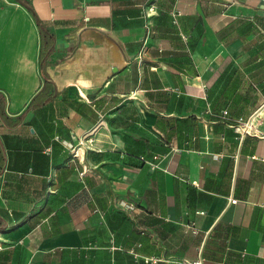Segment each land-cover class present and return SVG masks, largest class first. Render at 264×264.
Returning <instances> with one entry per match:
<instances>
[{"label": "crops", "instance_id": "1", "mask_svg": "<svg viewBox=\"0 0 264 264\" xmlns=\"http://www.w3.org/2000/svg\"><path fill=\"white\" fill-rule=\"evenodd\" d=\"M20 1L0 264H264V0Z\"/></svg>", "mask_w": 264, "mask_h": 264}, {"label": "built area", "instance_id": "2", "mask_svg": "<svg viewBox=\"0 0 264 264\" xmlns=\"http://www.w3.org/2000/svg\"><path fill=\"white\" fill-rule=\"evenodd\" d=\"M223 112L226 113V111H223ZM236 127L239 129V132L243 134H255L256 132V129L253 126L252 116L247 117V118L238 117L236 121ZM85 141H91V139L88 138V140H85ZM230 202H235V199H230ZM192 264H201V260L198 259L192 262Z\"/></svg>", "mask_w": 264, "mask_h": 264}, {"label": "trees", "instance_id": "3", "mask_svg": "<svg viewBox=\"0 0 264 264\" xmlns=\"http://www.w3.org/2000/svg\"><path fill=\"white\" fill-rule=\"evenodd\" d=\"M32 12L34 13V11L32 10ZM34 15L36 16V18H37V15L34 13ZM1 227H3V225L1 224V222H0V228Z\"/></svg>", "mask_w": 264, "mask_h": 264}, {"label": "water", "instance_id": "4", "mask_svg": "<svg viewBox=\"0 0 264 264\" xmlns=\"http://www.w3.org/2000/svg\"><path fill=\"white\" fill-rule=\"evenodd\" d=\"M20 3H22L24 6H26V8H29V6H27L25 3H23L22 1L19 0Z\"/></svg>", "mask_w": 264, "mask_h": 264}]
</instances>
